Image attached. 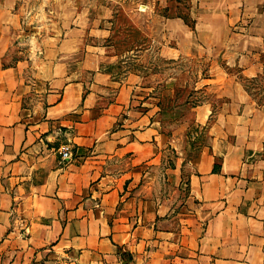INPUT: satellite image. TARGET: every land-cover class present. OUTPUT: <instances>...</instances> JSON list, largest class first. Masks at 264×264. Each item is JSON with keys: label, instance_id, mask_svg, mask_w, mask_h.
I'll list each match as a JSON object with an SVG mask.
<instances>
[{"label": "crops", "instance_id": "obj_1", "mask_svg": "<svg viewBox=\"0 0 264 264\" xmlns=\"http://www.w3.org/2000/svg\"><path fill=\"white\" fill-rule=\"evenodd\" d=\"M166 3L54 0L28 33L20 0H0V264H264V108L230 72H258L264 0H193L195 27ZM120 14L137 39L116 42ZM212 44V98L165 121L139 55Z\"/></svg>", "mask_w": 264, "mask_h": 264}, {"label": "rangeland", "instance_id": "obj_2", "mask_svg": "<svg viewBox=\"0 0 264 264\" xmlns=\"http://www.w3.org/2000/svg\"><path fill=\"white\" fill-rule=\"evenodd\" d=\"M20 4L23 5L22 7L24 8L21 12V22L25 27V31L28 33L34 31L32 30L33 28L38 30L41 28V25H46L45 23L49 24V20L53 19V15L46 11L45 13H42V10L44 9L45 4H47V6L50 4L49 6L53 7L54 0H20ZM193 6V0L192 3L191 0H167L166 6L159 8V12L160 15H163L165 18H181L189 26L195 27L196 18L195 13L193 12ZM125 21H128L127 16L121 14L117 16V21L115 20V27L118 29L116 30L119 34V37H117V34L115 33V38H119L116 42L127 41L129 39L132 41L137 39L140 35L138 30H128L130 28L125 25ZM120 24L126 27L125 31H123V27H117ZM132 26L133 25L130 24V27ZM243 31L247 30H231L227 36L234 38L235 32ZM124 35H126V37H124ZM128 47V45L121 44L120 49L125 50ZM207 51L211 54V56H206L208 59L180 57L177 60L168 61L158 55L157 49L154 47L142 51L139 55L138 58H140V62L147 67V70H145L147 76L144 85H146L145 91L148 93L149 104L154 106L157 104L160 109L162 108L159 113H161V118L164 117L166 119L165 121L169 122L176 117L178 119L191 118V110L189 111L181 105H187L185 103L186 99L189 101H196L197 99H203L204 97L212 98L201 93V91L204 92L205 90L202 85V79L209 74V71L213 69L215 65L217 67V61H221L220 57L223 55L222 45H209ZM219 66L222 65L219 63ZM230 72L237 76V80L243 85L253 102L264 108V58L260 57V66L255 76L246 77L241 73V69L234 68L233 66L230 67ZM184 85L186 88L185 90H179V96H170L172 94L171 90L180 89ZM182 91H184V93H182ZM170 106L172 107L168 108ZM178 106H181V108ZM152 108V106L149 107V109ZM171 127V125H168L167 129L169 130ZM182 139L183 144L188 143L184 137ZM65 145L70 144H64L60 149V154Z\"/></svg>", "mask_w": 264, "mask_h": 264}, {"label": "built area", "instance_id": "obj_3", "mask_svg": "<svg viewBox=\"0 0 264 264\" xmlns=\"http://www.w3.org/2000/svg\"><path fill=\"white\" fill-rule=\"evenodd\" d=\"M72 157V151L70 145H65L61 151V161L66 162Z\"/></svg>", "mask_w": 264, "mask_h": 264}]
</instances>
